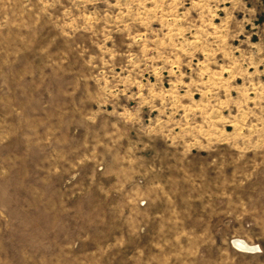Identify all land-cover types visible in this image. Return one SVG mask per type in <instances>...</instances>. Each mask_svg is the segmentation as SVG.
Here are the masks:
<instances>
[{
	"label": "rangeland",
	"instance_id": "374dc122",
	"mask_svg": "<svg viewBox=\"0 0 264 264\" xmlns=\"http://www.w3.org/2000/svg\"><path fill=\"white\" fill-rule=\"evenodd\" d=\"M0 264H264V0H0Z\"/></svg>",
	"mask_w": 264,
	"mask_h": 264
},
{
	"label": "bare ground",
	"instance_id": "6f19581e",
	"mask_svg": "<svg viewBox=\"0 0 264 264\" xmlns=\"http://www.w3.org/2000/svg\"><path fill=\"white\" fill-rule=\"evenodd\" d=\"M235 246L236 247H239V248H243L244 250H246V252H253L255 250L254 246L253 245H249L247 242L243 241V240H236L234 242ZM240 250V249H239Z\"/></svg>",
	"mask_w": 264,
	"mask_h": 264
}]
</instances>
